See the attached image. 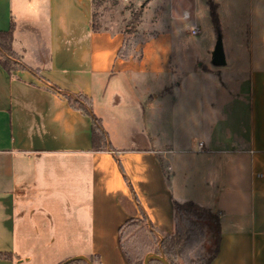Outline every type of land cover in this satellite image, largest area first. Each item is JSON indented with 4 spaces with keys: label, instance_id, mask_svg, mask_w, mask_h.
<instances>
[{
    "label": "crops",
    "instance_id": "obj_1",
    "mask_svg": "<svg viewBox=\"0 0 264 264\" xmlns=\"http://www.w3.org/2000/svg\"><path fill=\"white\" fill-rule=\"evenodd\" d=\"M29 6L39 7L42 21L14 17L13 10ZM92 12L91 0H0V31L12 28V50L39 72L7 74L0 65V252L12 256L0 264L30 262L43 243L61 251L56 264L90 255L101 264H128L120 226L144 213L154 232L170 233L174 201H193L218 215L219 251L211 264H264V38L259 54L248 45L246 78L234 79L236 91L191 151L190 134L176 127L173 88L180 84H151L158 71L148 65L145 40L139 53L133 46L123 51V32L95 31ZM173 55L175 68L190 69L180 52ZM196 66L194 73L211 72ZM52 85L91 100L111 151L92 150L90 118ZM120 89L140 108L139 147L121 148L116 119L103 102ZM238 164L245 174L241 199Z\"/></svg>",
    "mask_w": 264,
    "mask_h": 264
},
{
    "label": "rangeland",
    "instance_id": "obj_2",
    "mask_svg": "<svg viewBox=\"0 0 264 264\" xmlns=\"http://www.w3.org/2000/svg\"><path fill=\"white\" fill-rule=\"evenodd\" d=\"M97 1L99 4L94 7V11L97 13L98 23L101 27L107 26L123 32L127 42L123 51L128 52L133 46L134 51L139 53L140 50H137L136 47H140V42L145 40L146 44L143 47L147 49H143V51H146L149 57L148 65L157 67L158 71L156 81H154V77H149L152 79L151 84L154 82L166 83L171 79L175 81V84H180L179 90L176 87L173 88L176 98L174 100L178 102L175 117L176 120H180L176 123V127L180 128L179 133L190 134L189 149L196 151L198 142L207 138L210 126L218 116L220 103L227 100L230 94L233 95V90L236 91L234 79L237 77L246 78L250 68L248 45L251 43L254 47L253 51L257 54L261 53L262 48L258 43L261 42L260 39L264 38V0ZM209 3L216 6L220 24L219 33L214 30L209 13ZM141 7H143V12L139 21L131 23L133 21L132 13ZM25 9L21 13L13 10L14 17L17 19L22 15L28 22L34 20L39 23L43 20L41 12L38 11L39 7L29 6ZM185 10L190 14L187 19L182 17ZM194 26L199 27L200 33L190 35L188 31ZM218 34L221 36L226 58L225 64L222 66H214L211 63L212 51ZM166 36L172 37V40L163 38ZM164 47L165 49H163ZM168 52H173V54L180 52V59L186 64L189 63L190 69L175 68L173 61L177 56L172 54L171 57H168ZM231 53L235 54L234 59ZM169 59L171 62L167 65H169V69L173 70L171 73L165 65ZM194 65L195 67L198 65L201 71L202 68H210L211 72L194 73L192 70ZM224 85L226 88L223 87ZM119 87L124 86L120 85ZM103 102L107 106L108 115L116 119L114 126L115 128L118 126L117 132L121 135V140H119L121 148L130 143L134 147L141 146V138L144 133L142 134L140 131L136 115V111L140 108L133 105L130 93L124 89L117 90L115 93L110 92L109 101ZM170 123L172 127L173 124L171 121ZM162 126L167 128L168 132L171 131L168 124ZM158 127V132H160V123ZM243 168L241 164H238L237 191L239 199L244 194V189H241L243 181L245 182ZM215 172L217 171L213 170L214 174ZM58 250L55 245L48 244L46 246L43 243L40 251L33 252V259L22 264H56L62 254Z\"/></svg>",
    "mask_w": 264,
    "mask_h": 264
},
{
    "label": "trees",
    "instance_id": "obj_3",
    "mask_svg": "<svg viewBox=\"0 0 264 264\" xmlns=\"http://www.w3.org/2000/svg\"><path fill=\"white\" fill-rule=\"evenodd\" d=\"M91 2L93 5L91 25L97 31L101 29V26L98 23L94 7L99 3L97 0H91ZM142 12L143 7L133 12L131 23L138 22ZM209 13L214 30L219 33V18L213 3H209ZM12 39V28L0 31L1 67L7 74L17 69H28L38 75V70L27 67L12 50ZM51 87L61 93L73 109L90 118L92 150L111 151L107 133L102 128L99 117L93 112L91 100L82 94H72L54 85ZM153 230L152 226H148L144 213L141 218H129L120 226V247L128 264H144L147 254L153 255L148 259V264H163L158 257H163L168 264H211L218 254L221 233L219 217L211 209L193 201L173 202L172 232L159 233ZM11 258L10 253L0 252V259ZM87 259L94 264H101L96 255H90ZM68 262L88 264L83 259Z\"/></svg>",
    "mask_w": 264,
    "mask_h": 264
},
{
    "label": "water",
    "instance_id": "obj_4",
    "mask_svg": "<svg viewBox=\"0 0 264 264\" xmlns=\"http://www.w3.org/2000/svg\"><path fill=\"white\" fill-rule=\"evenodd\" d=\"M211 63L214 66H222L225 64V54L223 51V45H222L220 34H218V36H217V39H216V42H215V45H214V48L212 51ZM150 255L153 257L152 254H150ZM158 258L161 262H163V264H168L167 261L163 257H158ZM78 259H83V260L87 261L88 264H94V263L90 262L86 257H83V256H75V257H72L65 262H68L71 260H78ZM148 259H149V255H146L144 258V264H148ZM65 262H63V263H65ZM63 263H61V264H63Z\"/></svg>",
    "mask_w": 264,
    "mask_h": 264
},
{
    "label": "built area",
    "instance_id": "obj_5",
    "mask_svg": "<svg viewBox=\"0 0 264 264\" xmlns=\"http://www.w3.org/2000/svg\"><path fill=\"white\" fill-rule=\"evenodd\" d=\"M182 17L184 18V19H187V18H189L190 17V14H189V12L188 11H183V13H182ZM188 33L190 34V35H197V34H199L200 33V29H199V27L198 26H194V27H192L189 31H188ZM202 143H199V147H202Z\"/></svg>",
    "mask_w": 264,
    "mask_h": 264
}]
</instances>
